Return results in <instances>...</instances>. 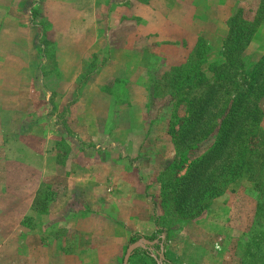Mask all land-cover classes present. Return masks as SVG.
<instances>
[{"label":"rangeland","instance_id":"1","mask_svg":"<svg viewBox=\"0 0 264 264\" xmlns=\"http://www.w3.org/2000/svg\"><path fill=\"white\" fill-rule=\"evenodd\" d=\"M0 1L15 23L11 33L0 32V264H83L78 255L100 242L94 228L90 237L55 225L36 233L34 213L49 210L61 217L69 196L64 159L74 156L76 148L89 154L100 143L101 156L119 154L120 172L143 173L139 176L145 178L146 194L159 207L153 233L131 237L130 243L140 247L130 264H264V185L256 189L245 176L228 185L196 218L159 219V178L148 171L158 167L151 161L159 162L162 171L174 158L168 129H176L184 114L177 98L196 90L189 85L177 89L170 81L171 69L184 63L192 77L199 61L196 46L184 60L168 63L152 53L153 36L137 38L128 51L126 39L135 20L121 11L115 18L110 13L121 0H72L54 6L59 17L47 14L43 0ZM209 1L214 9L208 0H178L180 7L177 0H152L150 5L168 15L162 24L168 30L164 37L170 40L178 31L198 29L207 47L218 35L214 18H226L238 4ZM249 50L252 57L260 54ZM151 68L155 70L149 82ZM212 140L213 135L208 136L193 151L184 150L174 175H181L189 159ZM99 166L108 168L106 161ZM30 200L34 212L27 210ZM24 207L25 215L16 224ZM125 248L98 247V263L118 252L120 264Z\"/></svg>","mask_w":264,"mask_h":264},{"label":"trees","instance_id":"2","mask_svg":"<svg viewBox=\"0 0 264 264\" xmlns=\"http://www.w3.org/2000/svg\"><path fill=\"white\" fill-rule=\"evenodd\" d=\"M236 1L224 20L219 58L206 59L210 46L199 37L194 45L199 61L193 76L183 69L184 63L171 69L170 81L177 89L189 85L196 92L178 95L184 114L176 129H168L175 155L157 173L163 213L159 219L164 221L167 217L196 218L242 176L256 189L264 185V52L255 57L247 53L256 27L264 23V0ZM211 135L213 140L205 150L190 158L183 173L175 176L174 168L185 157L182 152L193 151Z\"/></svg>","mask_w":264,"mask_h":264},{"label":"crops","instance_id":"3","mask_svg":"<svg viewBox=\"0 0 264 264\" xmlns=\"http://www.w3.org/2000/svg\"><path fill=\"white\" fill-rule=\"evenodd\" d=\"M151 1L152 0H128L126 2V0H121L119 5H116L110 10L112 18L113 16L114 18L117 17L118 11H121L127 15L129 20H135L133 28L126 39L128 51L133 50V45L137 38L141 36H153L155 38V43L151 49L154 56L166 63L184 60L194 48L196 40L202 37L204 32L198 29H196V32L190 29L185 33L184 30L182 32L178 31L176 37L169 40L168 37H164L165 34H168V30L165 29L166 27H162L165 17L168 15L164 14L165 16H162L159 14L160 10H152L150 5ZM158 1L166 4L168 2V0ZM225 1L226 0H222V3L224 4ZM28 2V0L24 1V3ZM71 2L72 0H43V4L47 9L46 12L51 16L54 14V16H58L59 14L57 8L55 9L54 6L58 7V5L62 6L61 4H69ZM211 3L212 2L208 0L207 5L212 7L210 6L212 5ZM178 4L181 3L177 0V7H180L181 5ZM5 5L6 4L0 1V8L2 9V14L0 15L2 18L0 32L11 33L15 26V23L12 21L14 17L12 18L11 14L7 13L6 8H4ZM221 8H223V5ZM212 9H214V7H212ZM118 17H122L121 14ZM224 20V17L221 18L218 16V18H214V30L218 32V35L213 41L214 43L209 45V51L205 55L208 61L219 58L217 52L226 31ZM193 22L194 21H192V23ZM196 22H198L197 14ZM247 48L257 51L258 53L264 52V23L256 27ZM154 70L155 68H151L148 71L147 81L151 82ZM132 127L133 126L130 124L127 130H130ZM99 145L102 147L101 143L95 144V147L93 150L91 149L92 151L89 154L80 152L78 148H76L77 153L74 156H68L64 159V163L67 165L65 180L66 189L69 190V196L64 200L60 209L61 217H55L51 214L52 211L49 210V213H34L36 222L35 231L36 233H40L44 227L55 225L56 227L61 226L64 229H75L77 234L83 237H90L92 229L94 228L93 234L99 238L100 242L98 241L95 245L89 246L88 251L78 255L79 258L82 259V263L118 264V252L110 255L108 259H105L101 263H98L97 248L114 245L116 248L121 249L130 244L129 239L133 235H151L155 229L156 209L158 210L159 207L158 205L154 207L152 201H155V198L153 197L151 200L146 194L149 190H147L148 188L145 186V181L142 183L145 179L141 177L143 173L140 174L135 171L132 173L131 170L120 172L119 165L121 163V158L119 154L116 158H114V156H101L102 151L100 152L98 149ZM105 145H107V143ZM104 161L107 163V170H101L99 166V164H103ZM158 163L159 162L151 161L152 166L157 165L158 167H150V171H148L150 177H153L161 170V165L159 167ZM167 163L168 162H166V164ZM130 174L132 175L131 178ZM146 176L147 175H145V177ZM150 191V193H154L155 190L151 189ZM32 200H30L27 209L28 211L30 210L29 212L33 211L31 209ZM51 210H53V207ZM74 210L78 211V213L73 216L72 212ZM25 211L24 207L22 212L18 214L19 217L16 224H19L23 215H25ZM160 237H162V235H160ZM139 247L138 245L132 250L127 259V264H130V259L133 254H135L134 250ZM83 250H85V247ZM92 250L93 252H91ZM145 251V249H142L140 252L146 256H150L149 252L146 251V253ZM161 251L160 256L164 263L167 261L164 260V255H166L167 252H164L166 251L164 248ZM169 256H171L170 253ZM66 257L67 256H64V258ZM153 259L156 261V258ZM170 262L173 263L172 260H170ZM17 264H19V262H17Z\"/></svg>","mask_w":264,"mask_h":264},{"label":"water","instance_id":"4","mask_svg":"<svg viewBox=\"0 0 264 264\" xmlns=\"http://www.w3.org/2000/svg\"><path fill=\"white\" fill-rule=\"evenodd\" d=\"M139 245L138 242H132L128 244L123 252L122 259H121V264H127V259L132 252V250Z\"/></svg>","mask_w":264,"mask_h":264}]
</instances>
